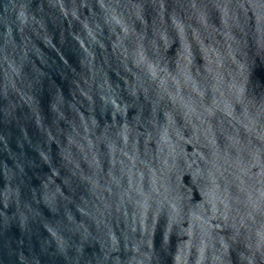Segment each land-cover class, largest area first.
I'll use <instances>...</instances> for the list:
<instances>
[{
	"label": "water",
	"instance_id": "95a60500",
	"mask_svg": "<svg viewBox=\"0 0 264 264\" xmlns=\"http://www.w3.org/2000/svg\"><path fill=\"white\" fill-rule=\"evenodd\" d=\"M0 264H264V0H0Z\"/></svg>",
	"mask_w": 264,
	"mask_h": 264
}]
</instances>
